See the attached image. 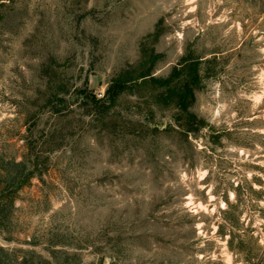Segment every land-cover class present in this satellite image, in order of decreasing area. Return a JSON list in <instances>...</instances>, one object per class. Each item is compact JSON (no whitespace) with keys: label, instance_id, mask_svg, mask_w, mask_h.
Wrapping results in <instances>:
<instances>
[{"label":"rangeland","instance_id":"374dc122","mask_svg":"<svg viewBox=\"0 0 264 264\" xmlns=\"http://www.w3.org/2000/svg\"><path fill=\"white\" fill-rule=\"evenodd\" d=\"M7 6L0 186L20 189L0 195V264H264V0ZM148 55L158 79L198 60L189 136L175 111L151 105L161 90L150 86L104 117L116 78ZM24 115L42 151L58 148L28 181Z\"/></svg>","mask_w":264,"mask_h":264},{"label":"trees","instance_id":"16d2710c","mask_svg":"<svg viewBox=\"0 0 264 264\" xmlns=\"http://www.w3.org/2000/svg\"><path fill=\"white\" fill-rule=\"evenodd\" d=\"M8 1L11 2L12 0H0V21L3 18V10L8 9ZM153 60L154 59L148 55V65H144L142 67L138 66L137 68H129L116 78L114 81V86L108 90L106 100L102 102L103 111L105 112L104 117H107L109 114H111V110L116 106L119 97L123 93L127 92L126 90L130 91L133 87L145 88L150 86L153 88V90H161V93L158 96H151V105L155 107L167 108L169 111H175L176 114L173 117V122L176 124L177 128L185 133V136H189V134L193 133L198 127L196 117L189 112V108L194 102L199 62L196 59H184L179 62L177 66H174L171 69L170 74L167 77L158 79L153 77ZM133 84H135V86H133ZM90 99L91 101L94 100L93 98ZM58 102H63V99H58ZM59 108V105H52V110L50 113L57 117L61 112ZM89 111L92 112L94 109H90ZM69 113L71 112L69 111ZM28 118L29 115H24L22 119L26 138L29 139L30 142L28 143V146L32 144V147L28 148L31 156L26 162L29 166L28 175L25 179L27 181L28 178L32 177L36 172H41L42 167L46 165V162L42 159V153H51L58 149L55 145H50L53 146L52 149H49V151H42L44 146L47 144V140L42 142L39 138L34 139V124L36 123L29 125L28 121L30 119ZM37 118L39 119L40 117L37 115ZM170 126L171 125H169V127ZM47 134L50 136L49 133ZM51 138L54 137L51 135ZM18 189H20V187L11 189V185L7 187L0 186V195L3 194L2 199H5L7 202H12L15 199L14 194L18 191ZM224 204L227 206V208L223 214L228 218L230 215L229 211L232 207L227 201H224ZM0 213H2V211H0ZM221 229V226L217 227L218 234H221ZM233 244L234 236L230 233L229 239L227 241L228 249L230 252H237L241 250L242 243H237L236 246ZM256 261H253L249 257H243V262L245 264H259L256 263Z\"/></svg>","mask_w":264,"mask_h":264}]
</instances>
